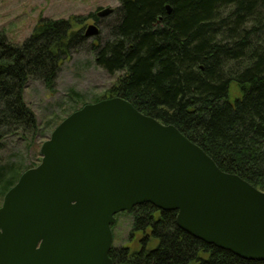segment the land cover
I'll list each match as a JSON object with an SVG mask.
<instances>
[{
	"label": "trees",
	"instance_id": "obj_1",
	"mask_svg": "<svg viewBox=\"0 0 264 264\" xmlns=\"http://www.w3.org/2000/svg\"><path fill=\"white\" fill-rule=\"evenodd\" d=\"M118 1L106 38L91 43L95 63L115 79L91 102L122 96L264 191V0ZM87 17L99 20L94 12L41 18L21 43L0 30V149L8 137L39 132L24 89L32 79L54 89L61 63L85 38L74 23ZM13 164L0 166L5 192L16 182L8 186ZM130 213L139 247L112 244L114 264H264L194 237L177 225L176 210L143 202Z\"/></svg>",
	"mask_w": 264,
	"mask_h": 264
},
{
	"label": "water",
	"instance_id": "obj_2",
	"mask_svg": "<svg viewBox=\"0 0 264 264\" xmlns=\"http://www.w3.org/2000/svg\"><path fill=\"white\" fill-rule=\"evenodd\" d=\"M97 33L91 23L83 35ZM39 153L3 195L0 264H114L115 215L143 202L176 210L177 225L206 243L264 260V191L122 96L72 111Z\"/></svg>",
	"mask_w": 264,
	"mask_h": 264
},
{
	"label": "rangeland",
	"instance_id": "obj_3",
	"mask_svg": "<svg viewBox=\"0 0 264 264\" xmlns=\"http://www.w3.org/2000/svg\"><path fill=\"white\" fill-rule=\"evenodd\" d=\"M118 4V0H0V30L12 42L21 43L41 18H72L75 15L96 13L107 6L114 9ZM115 18L116 13L113 12L100 16L97 23L91 17H87L82 23H74V28L81 29L82 32L89 24L94 23L98 27V33L85 37L81 47L63 60L53 90L46 88L39 79H32L27 83L24 98L36 115L39 132L32 138L8 137L0 149V166L15 163L8 166V186L17 181L22 171L40 162V145L73 108L81 107L82 101L91 102L107 93L115 76L95 63L91 43L106 38L108 24ZM231 92L232 95L239 94L234 85L231 86ZM4 192L5 187L0 188V204ZM131 221L130 212L116 214L112 227L114 246L139 247L141 233L131 232Z\"/></svg>",
	"mask_w": 264,
	"mask_h": 264
}]
</instances>
